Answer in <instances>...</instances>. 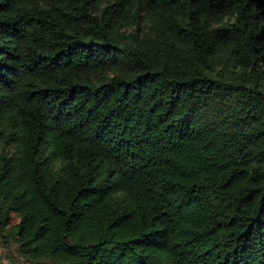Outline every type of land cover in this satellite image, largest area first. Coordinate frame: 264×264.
I'll use <instances>...</instances> for the list:
<instances>
[{
    "label": "trees",
    "instance_id": "trees-1",
    "mask_svg": "<svg viewBox=\"0 0 264 264\" xmlns=\"http://www.w3.org/2000/svg\"><path fill=\"white\" fill-rule=\"evenodd\" d=\"M0 238L264 264V0H0Z\"/></svg>",
    "mask_w": 264,
    "mask_h": 264
},
{
    "label": "rangeland",
    "instance_id": "rangeland-1",
    "mask_svg": "<svg viewBox=\"0 0 264 264\" xmlns=\"http://www.w3.org/2000/svg\"><path fill=\"white\" fill-rule=\"evenodd\" d=\"M18 258L19 255L16 251L15 244L10 242L6 245L3 243V239L0 238V259H3L0 264H14V260L16 261Z\"/></svg>",
    "mask_w": 264,
    "mask_h": 264
},
{
    "label": "built area",
    "instance_id": "built-area-1",
    "mask_svg": "<svg viewBox=\"0 0 264 264\" xmlns=\"http://www.w3.org/2000/svg\"><path fill=\"white\" fill-rule=\"evenodd\" d=\"M3 259H0V262L2 261Z\"/></svg>",
    "mask_w": 264,
    "mask_h": 264
}]
</instances>
